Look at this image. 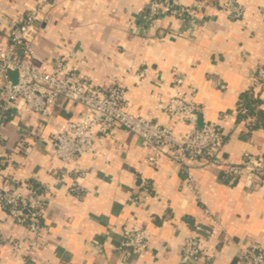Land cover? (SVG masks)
Segmentation results:
<instances>
[{"label":"crops","instance_id":"crops-1","mask_svg":"<svg viewBox=\"0 0 264 264\" xmlns=\"http://www.w3.org/2000/svg\"><path fill=\"white\" fill-rule=\"evenodd\" d=\"M203 1L196 29L166 14L143 32L140 12L147 0H56L42 16L38 60L63 56L103 86L124 78L129 111L152 113L168 126L175 118L156 108V99L172 96L174 78L183 77L181 90L199 108L198 123L228 115L225 151L240 162L246 152L264 153V90H251L264 63V0H236L245 8L238 20L222 11V0ZM181 2L193 6L196 0ZM35 6L36 0H0V45ZM247 97L253 108L240 116ZM78 110L62 100L49 116L10 115L0 127V188L12 182L28 194L26 182L50 186L43 230L30 254L34 263L187 264L182 244L196 224L211 225L210 214L222 226L213 264H233L250 245L264 246V179L246 189L242 181L226 179L219 166H196L191 174L200 200L184 185L186 174L177 164L167 156L147 163L142 140L123 131L111 133L102 148L109 161L83 156L64 164L48 139ZM80 171L85 174L77 177ZM76 179L84 190L79 197L68 193ZM135 224L145 228L148 247L128 259L120 245L124 230ZM0 232V264H24V252H15L11 240L25 245L32 234L1 206Z\"/></svg>","mask_w":264,"mask_h":264},{"label":"built area","instance_id":"built-area-1","mask_svg":"<svg viewBox=\"0 0 264 264\" xmlns=\"http://www.w3.org/2000/svg\"><path fill=\"white\" fill-rule=\"evenodd\" d=\"M56 0H36V6L29 10L22 20L10 28L8 40L0 45V127L10 115L40 114L49 116L60 101L67 100L79 107L73 119L61 124L48 139L51 152L64 164L78 161L83 156L95 160L110 157L102 148L108 137L116 131L137 136L143 142L147 163H156L167 156L186 174L184 185L201 200L191 169L200 165H215L222 169L226 179L242 181L244 188L252 189L264 179V153L243 154L240 162H233L225 151L226 135L223 122L227 114H219L216 120L198 123L199 108L194 101L187 100L181 87L184 78L176 76V91L167 99L157 98L159 106L171 114L174 124L168 126L157 120L154 114H134L126 103L124 78L103 86L82 76L78 68L69 60L59 56L47 61H39L35 42L40 38L42 16L47 5ZM203 0L186 6L181 0H147L141 9V29L156 20L171 14L178 17L191 29L199 26L197 12ZM221 9L230 19L242 18L245 8L236 0H222ZM129 68L128 71H130ZM16 74V80L13 79ZM144 76V72L139 74ZM251 90H264V63L253 75ZM239 115L248 113L245 107L238 108ZM85 173L80 171L77 177ZM24 194L19 185L5 182L0 188V206L18 224L26 226L32 234L25 245L11 240L15 252H24V264H36L30 254L36 246L43 227L45 198L50 186L38 182L24 183ZM84 190L77 179L69 187L68 193L81 196ZM211 225L196 224L192 234L182 244V259L187 264L203 261L213 264L217 246L215 238L222 231L220 220L213 214ZM0 232V240H2ZM148 247L146 230L135 224L123 232L120 249L124 257L131 258L136 252ZM233 264H264V246L254 243L242 251Z\"/></svg>","mask_w":264,"mask_h":264},{"label":"trees","instance_id":"trees-1","mask_svg":"<svg viewBox=\"0 0 264 264\" xmlns=\"http://www.w3.org/2000/svg\"><path fill=\"white\" fill-rule=\"evenodd\" d=\"M249 100H252V98L250 99V97H247V99H243L241 104L242 106H244L245 108L251 110L253 107H252V104H253V100L252 101H249ZM251 105V107H250Z\"/></svg>","mask_w":264,"mask_h":264},{"label":"water","instance_id":"water-1","mask_svg":"<svg viewBox=\"0 0 264 264\" xmlns=\"http://www.w3.org/2000/svg\"><path fill=\"white\" fill-rule=\"evenodd\" d=\"M13 79H14V81L16 80V74H13ZM202 124H203V122L199 120V126H201Z\"/></svg>","mask_w":264,"mask_h":264}]
</instances>
